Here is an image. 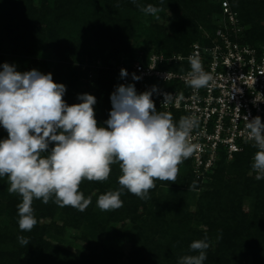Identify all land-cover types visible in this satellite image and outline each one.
Masks as SVG:
<instances>
[{"label":"trees","instance_id":"obj_1","mask_svg":"<svg viewBox=\"0 0 264 264\" xmlns=\"http://www.w3.org/2000/svg\"><path fill=\"white\" fill-rule=\"evenodd\" d=\"M229 2L239 13L245 41L257 47L264 44V0ZM137 3L161 7L159 19L141 12L133 0H0V71L8 63L21 73L33 69L51 73L55 83L66 86L63 99L67 105L81 103L78 95H93L97 124L107 127L110 97L122 80L120 71L107 65V60L130 48L127 41L143 32L149 42L157 41L162 49L154 52L187 55L190 46L202 40L201 29L214 31L221 13L219 4L212 0ZM132 10L140 18L137 29L130 22ZM166 11L169 17L163 16ZM93 45L98 50L92 49ZM109 49V57L104 59L107 67L81 66L86 56L90 61ZM49 51L51 57H41ZM92 72L94 86L89 88L81 80L89 79ZM172 118L174 123L180 120L177 114ZM7 136L6 129L0 130V140ZM52 147L54 143L49 145ZM250 162L251 148L235 154L230 162L222 158L208 176L210 181L203 183L194 178L189 162L183 161L175 182L156 180L148 200L125 189L120 197L122 207L102 211L97 206L99 196L121 187L112 167L107 180L81 182L79 191L92 198L83 212L34 198L37 224L31 231L19 229L17 206L22 198L9 194L7 177L0 178V264H119L123 259L125 264H178L180 257L193 254L190 244L205 235L210 246L203 264H264V215L255 216L256 207L264 212V180L247 176ZM193 181L195 188L190 187ZM168 189L171 193L165 194ZM196 196L195 211L188 212ZM245 196L255 198L250 205L252 215L242 213ZM174 208L178 211L168 218L167 210ZM45 218H50L49 224L40 223ZM68 229L76 230L73 238L83 241L84 246L75 245L70 251L44 239L62 238L60 243L72 244L63 241ZM18 236L28 238L29 245H20ZM125 244L129 246L127 254L122 249Z\"/></svg>","mask_w":264,"mask_h":264},{"label":"clouds","instance_id":"obj_2","mask_svg":"<svg viewBox=\"0 0 264 264\" xmlns=\"http://www.w3.org/2000/svg\"><path fill=\"white\" fill-rule=\"evenodd\" d=\"M146 15L159 19L163 9L152 4L144 6L133 0ZM190 72L185 83L193 89L206 88L213 77L206 72L198 56L189 57ZM127 77L126 69L120 70ZM141 77L132 74L133 80ZM156 86L137 94L133 84L118 85L111 94L112 110L99 127L95 118L96 98L78 95L81 103L67 105L63 97L66 86L53 81L51 73L36 69L19 72L15 65L4 63L0 71V125L8 136L0 140V178L7 177L9 194H18V226L31 231L37 224L33 215V200L59 207L71 206L83 212L91 203L79 191L83 180H107L111 165L119 164L121 186L116 191L100 195L97 206L102 211L122 207L120 199L126 189L142 200H148L155 181L175 182L179 165L188 159L196 146L190 141L198 127L195 116H184L176 123L171 113L157 111L152 100ZM162 105L171 104L176 96L163 93ZM246 121L248 140L257 148L251 164L257 178H264V123L256 116ZM54 143V147L49 148ZM193 181L190 187L195 188ZM20 245L29 239L17 237ZM207 235L193 241V254L179 258L178 264H203L209 248Z\"/></svg>","mask_w":264,"mask_h":264},{"label":"built area","instance_id":"obj_3","mask_svg":"<svg viewBox=\"0 0 264 264\" xmlns=\"http://www.w3.org/2000/svg\"><path fill=\"white\" fill-rule=\"evenodd\" d=\"M212 1L221 9L216 27L212 33L201 29L202 40L195 41L187 55L152 52L147 57L140 54L120 60L113 66L117 71L127 70L128 76L121 84H133L137 94L157 87L151 97L157 111L177 114L179 119H198V127L190 135L196 148L184 161L189 162L194 178L201 182L222 158L230 162L235 154L251 148L253 161L257 148L248 140L244 117L251 120L259 116L264 123V44L257 47L245 41V28L229 0ZM190 56H198L204 70L212 75L206 88L186 85ZM133 73L141 78L133 80ZM163 93H182V98L176 96L171 104L162 105Z\"/></svg>","mask_w":264,"mask_h":264},{"label":"rangeland","instance_id":"obj_4","mask_svg":"<svg viewBox=\"0 0 264 264\" xmlns=\"http://www.w3.org/2000/svg\"><path fill=\"white\" fill-rule=\"evenodd\" d=\"M168 14H169L168 11H166V12H164L163 16L169 17ZM141 17H144V16L142 15ZM139 20H140V18L136 17V12L134 10H132V18H131L130 22L132 24L133 29H135V28L137 29V23H138ZM84 37L87 38L88 35L84 34ZM155 43L149 42L144 32L135 34V38L128 40L127 43H126V45H131V47L127 48L125 51H123V52H121L119 54H116L114 58H112L110 60H107L108 61L107 65H113L114 66V64L117 63L120 60L133 59L134 57H136L139 54L151 53V52H154V51L162 50L161 47H157V41ZM126 45H124V46H126ZM92 49L98 50V46L93 45ZM109 54H110V49L107 50L106 52H104L102 55H99L96 59H91L90 61H89V59L86 56V58L83 59V64L81 66L84 67V68L94 69V66H98L99 65L100 68H102V67L105 68L107 66H106V63L104 62V59H108ZM51 56H52V54H51L50 51L41 54L42 58L51 57ZM93 79H94V76L91 79L89 78L87 80H85V79L81 80V83H84V84L88 85V87L90 88V87L94 86V80ZM85 87L86 86H84V87L80 86L81 89H83ZM0 130H4L2 125H0ZM252 162H250V163H252ZM110 167L111 168L113 167L115 169V172L118 174V177L121 176L122 172H121V169H120L118 163L117 164H113ZM247 176L250 177V178H254L255 180H264V178H259V179L257 178V173L252 169V167L247 172ZM209 181H210V179L207 178L204 182L207 183ZM164 193L165 194H169V193H171V190L168 189ZM196 193H198V192H196ZM261 193L264 195V188L261 189ZM197 197L198 196H196L194 198V201L189 206L188 212H194L195 211V204L194 203H195V199H197ZM254 201H255L254 197H251V196H248V197L245 196L244 197V201H243L242 208H241L242 213L244 214V216H245V214H249V213H250V215H252L251 213L253 211L250 210V205H253ZM177 211L178 210L175 209V208L167 210L166 216L168 218H170ZM180 212H181V210H180ZM256 213H257V215H255V216L258 217V218L262 217L264 215L263 214L264 212L262 211V209L260 207H256ZM40 223L49 224L50 223V218L42 219V220H40ZM127 223H128V221H127ZM58 224L61 227L63 226L61 221H58ZM118 226H119V224H118ZM202 228L205 229V227H202ZM65 234L66 235H65L63 241L67 240L68 242H72V244H67V243H64V242L60 243L62 241L61 240L62 238L57 239L58 240L57 241V240H52L51 238L45 236L44 239H45V241H47L48 243L52 244L53 246H59L60 244H62L61 247L65 248L67 250H70V251L75 250V247H76L75 245L84 246L83 241H81L80 239L76 240V239L73 238L76 235V230L75 229H68V230H66ZM107 243L109 244V240L107 241ZM122 249H123V252L125 254H127L128 251H129V246L125 244V245H123ZM126 262L127 261L125 259H123L121 262H119V264H125Z\"/></svg>","mask_w":264,"mask_h":264}]
</instances>
